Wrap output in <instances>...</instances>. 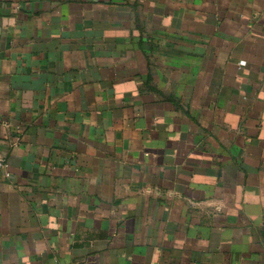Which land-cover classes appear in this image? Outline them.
Instances as JSON below:
<instances>
[{
    "label": "crops",
    "instance_id": "1",
    "mask_svg": "<svg viewBox=\"0 0 264 264\" xmlns=\"http://www.w3.org/2000/svg\"><path fill=\"white\" fill-rule=\"evenodd\" d=\"M0 264H264V0H0Z\"/></svg>",
    "mask_w": 264,
    "mask_h": 264
},
{
    "label": "built area",
    "instance_id": "2",
    "mask_svg": "<svg viewBox=\"0 0 264 264\" xmlns=\"http://www.w3.org/2000/svg\"><path fill=\"white\" fill-rule=\"evenodd\" d=\"M8 163L0 154V177H9Z\"/></svg>",
    "mask_w": 264,
    "mask_h": 264
}]
</instances>
